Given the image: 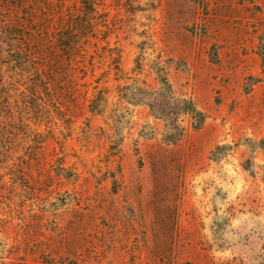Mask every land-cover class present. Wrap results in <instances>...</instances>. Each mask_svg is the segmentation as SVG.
I'll return each mask as SVG.
<instances>
[{
    "label": "rangeland",
    "instance_id": "rangeland-1",
    "mask_svg": "<svg viewBox=\"0 0 264 264\" xmlns=\"http://www.w3.org/2000/svg\"><path fill=\"white\" fill-rule=\"evenodd\" d=\"M99 2L0 264H264V0Z\"/></svg>",
    "mask_w": 264,
    "mask_h": 264
},
{
    "label": "trees",
    "instance_id": "trees-1",
    "mask_svg": "<svg viewBox=\"0 0 264 264\" xmlns=\"http://www.w3.org/2000/svg\"><path fill=\"white\" fill-rule=\"evenodd\" d=\"M99 1L0 0V179L10 175L11 192H28L24 162L45 141L39 127L57 124L51 108L58 107L63 68L77 67L78 55L89 51L82 31L94 25ZM73 8L84 11L82 19ZM190 112L200 128L203 112L194 104Z\"/></svg>",
    "mask_w": 264,
    "mask_h": 264
}]
</instances>
